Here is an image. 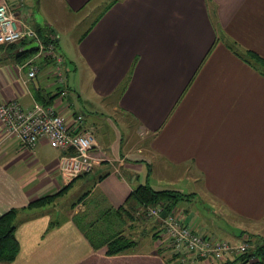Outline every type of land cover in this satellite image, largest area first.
Instances as JSON below:
<instances>
[{
  "label": "crops",
  "instance_id": "obj_1",
  "mask_svg": "<svg viewBox=\"0 0 264 264\" xmlns=\"http://www.w3.org/2000/svg\"><path fill=\"white\" fill-rule=\"evenodd\" d=\"M26 1L0 0L42 36L60 40L57 27L26 18ZM94 1L56 5L79 14ZM106 1L86 32L59 48L64 70L70 64L76 73L74 87L69 73L64 84L57 81L50 60L28 80L27 59H17L26 45H0V102L17 99L26 109L35 102L54 105L69 120L81 115L97 141L93 169L67 191L85 178L88 192L71 207L61 205V196L30 206L74 178L60 170L62 151L47 139L32 154L0 123V216L19 210L20 242L17 258L0 264H182L174 259L160 217L149 225L153 236L146 242L136 240V248L113 255L96 249L75 220L81 215L89 224L94 213L141 209L127 201L147 181L166 189L154 176L160 165H186L185 176L204 185L175 207L184 223L204 234L239 242L248 223L264 221V71L234 49L264 58V0ZM63 88L69 91L65 97L59 94ZM114 93L119 95L112 111L134 117L136 134L127 135L116 118L97 111L95 95ZM81 100L100 119L85 114Z\"/></svg>",
  "mask_w": 264,
  "mask_h": 264
},
{
  "label": "built area",
  "instance_id": "obj_2",
  "mask_svg": "<svg viewBox=\"0 0 264 264\" xmlns=\"http://www.w3.org/2000/svg\"><path fill=\"white\" fill-rule=\"evenodd\" d=\"M57 36L44 38L28 21L16 14L7 2H0V45L23 42L36 43L35 53L23 65L29 66L28 80L35 79L41 70V61L52 62L51 74L60 84L66 81L64 55L57 47ZM63 88L60 96L68 95ZM0 123L10 136L19 138L23 146L32 154L41 139H47L62 151L60 170L71 179L84 175L93 169L92 151L97 141L92 131L84 128L81 115L69 120L54 105L35 102L26 109L17 99L0 102ZM164 206H150L148 214L163 220V229L178 261L189 264L196 259L227 261L235 256L252 252L249 240L233 242L215 235L203 234L194 226L184 223L181 216L170 213L163 217ZM254 251V250H253ZM253 257L251 261H257Z\"/></svg>",
  "mask_w": 264,
  "mask_h": 264
},
{
  "label": "rangeland",
  "instance_id": "obj_3",
  "mask_svg": "<svg viewBox=\"0 0 264 264\" xmlns=\"http://www.w3.org/2000/svg\"><path fill=\"white\" fill-rule=\"evenodd\" d=\"M27 7L24 11L28 12V14L25 16L29 21H32L35 23V21H38L41 24H45L47 22L50 27H57L61 32V39L57 41V47L58 49H67L73 44V41L82 36L90 26L94 23V21L99 17V15L104 11L107 1L103 3V0H95L92 4H90L84 11L80 12L79 14H70L67 13V11H64L63 9L59 10L57 9L56 0H27ZM89 13V16H86ZM47 26V27H49ZM58 39V36H57ZM60 44L62 47H60ZM60 51V50H59ZM32 56V55H31ZM30 56V57H31ZM28 57V58H30ZM27 58V60H28ZM43 62L41 61V67L43 65ZM69 68V70H68ZM70 64L67 65V69H65V73H69L70 78V84L74 87V79L76 77L75 71H70ZM264 71V69L262 70ZM118 93L110 94L107 96L102 95H95L96 102L98 104L97 111H102L104 114L112 116L113 118H116V120L120 123L121 128L124 129L127 135L136 134V130L138 128V124L135 121L134 117H123L122 115H117L112 111V105L118 98ZM88 105V102L80 101L79 102V108L81 110L85 111V114H90V116L95 117L97 119H100L98 115L94 113H88L89 111H92V109L87 108L84 106V104ZM89 106V105H88ZM108 117V116H106ZM105 117V118H106ZM138 139V136L136 135L135 140ZM145 146L149 145V140L147 139L144 142ZM158 171L155 173V179L156 180H162L161 183L165 185V188H172V189H179L183 188L186 192L185 193H191L193 190H199L201 186H204L203 184L195 181L193 178L186 177V173L184 172L187 169L186 165H182L180 167L172 168L171 170L168 169L165 165H160L158 167ZM186 178L190 179L187 180ZM82 182H79L69 193L61 196L60 203L63 207H66L73 204V202H77L78 197L82 196V193L88 192L89 185H85L84 181L85 178H80ZM145 180V179H144ZM174 182V183H172ZM180 190V189H179ZM184 192V191H183ZM84 196V195H83ZM53 203V202H52ZM51 203V204H52ZM50 204V203H49ZM88 204H91V200L88 202ZM165 208V203L162 204ZM201 205V203H200ZM199 205V206H200ZM176 207V206H175ZM59 208V207H58ZM148 209L141 208L137 211L130 209L128 212L131 213L132 217H127V224L121 223L118 227L124 231H126V235L134 240H139L140 242H146L150 235L153 236L151 233L154 228H150V226L154 224L159 223V219L157 220L156 217L150 216L148 214ZM163 217L168 216L170 213H174L176 215H181L179 213H176V209L173 208L172 210H164ZM125 215V214H124ZM93 218H96L95 213L92 214ZM104 220L100 221V225L104 222ZM150 225V226H149ZM248 230L249 232H252L253 234H247L249 232H243L244 236L242 240H249L252 244L251 251L256 250L259 246L264 245V221L260 222H253L248 223ZM160 225H157V227ZM163 226V220L162 225ZM148 227V228H147ZM198 230V229H197ZM162 231L165 232V229ZM200 231V230H199ZM203 233V232H202ZM204 234V233H203ZM234 242V241H233ZM237 243V242H236ZM136 248V247H135ZM241 256V255H240ZM239 256H235L233 259H229L227 261H233ZM176 262L179 263L178 258H175ZM258 259V257H257ZM226 261H211V260H205V259H196L193 263L190 262L189 264H221L225 263Z\"/></svg>",
  "mask_w": 264,
  "mask_h": 264
},
{
  "label": "trees",
  "instance_id": "obj_4",
  "mask_svg": "<svg viewBox=\"0 0 264 264\" xmlns=\"http://www.w3.org/2000/svg\"><path fill=\"white\" fill-rule=\"evenodd\" d=\"M44 38H47V36H44ZM57 40L58 39L56 38V41ZM23 43L26 46L25 48L19 50V55L17 57L19 61L27 59L36 51V47L34 46L33 42ZM12 45L15 46L16 44ZM234 49L244 59L258 67L261 66L264 69V58L258 53L250 50L247 54H244L242 51L237 49L236 46ZM78 177L71 180L69 184L65 185L58 192L32 201L30 206H43L54 202L57 197L67 193ZM193 195V193L187 194L179 189H156V187L147 181L146 183L140 184L136 187V189L131 193L127 202H136L137 204L142 205V208L145 209L150 206L165 203L166 205L164 209L169 211L175 208V206L181 201L189 200ZM85 196L82 198L84 199ZM116 210L110 213L107 211L105 213L99 214L96 218H94V220H91L89 224H86L82 221L81 215H76L75 217V220L78 222L91 244L96 249L105 247L106 253L110 255L130 251L137 245L136 240L128 237L125 231L118 227L122 222L125 224L127 222L126 217L122 215L124 211H127L125 206H122ZM18 213L19 210L13 208L0 216V262L11 263L17 258L20 252V242L16 236ZM125 216L131 217V213L126 212ZM104 218H106V222L100 225V221L104 220ZM253 257H258V260L252 262L251 259ZM250 262L264 263V245L259 246L252 252H247L239 256L233 261H226L225 263L221 264H247Z\"/></svg>",
  "mask_w": 264,
  "mask_h": 264
},
{
  "label": "water",
  "instance_id": "obj_5",
  "mask_svg": "<svg viewBox=\"0 0 264 264\" xmlns=\"http://www.w3.org/2000/svg\"><path fill=\"white\" fill-rule=\"evenodd\" d=\"M34 44V46H36V43H33Z\"/></svg>",
  "mask_w": 264,
  "mask_h": 264
}]
</instances>
